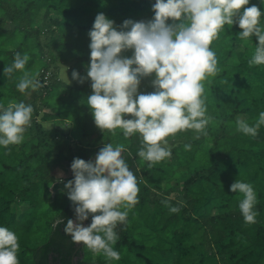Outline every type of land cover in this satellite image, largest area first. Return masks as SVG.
Segmentation results:
<instances>
[{"label":"trees","instance_id":"1","mask_svg":"<svg viewBox=\"0 0 264 264\" xmlns=\"http://www.w3.org/2000/svg\"><path fill=\"white\" fill-rule=\"evenodd\" d=\"M153 3L155 0H0V104L23 101L34 108L23 142L0 146V226L17 234L20 264H264V125L254 138L236 126L238 117L254 125L264 111V65H248L258 43L255 35L241 40L238 24L225 25L210 45L219 72L204 81L207 114L213 117L207 136L197 138L189 129L168 137L171 158L152 168L137 155L139 134L125 138L119 128L112 135L95 125L86 103L92 93L87 91L91 80L81 84L71 77L72 70L87 75L88 32L98 13L119 26L125 19H151ZM253 4L264 14V0H249L244 7ZM6 23L11 27L3 28ZM240 41L250 43L251 56H244V49L234 52ZM17 51L30 56L25 70L38 72L40 82L44 75L48 77L40 89L21 93L16 85L22 72L14 71L11 78L4 75ZM230 53L236 63L227 62ZM131 54V50L124 53ZM65 62H69V84L58 78L59 65ZM154 76L141 80L140 92L154 90ZM224 80L226 84L221 83ZM54 96L57 101L67 97L76 108L66 110L68 104L56 108L47 99ZM125 118H131L130 114ZM41 122L52 125L45 128ZM66 122L70 125L65 132L61 126ZM107 143L125 146L124 158L139 181V202L129 211L126 223L116 228L119 240L113 247L120 253L119 260H108L102 253L91 256L83 242L72 241L65 227L68 219L76 217L65 183L74 174L62 178L49 174L54 166L71 168L76 157L94 162ZM186 144L191 150H185ZM236 179L251 183L256 192L255 223L245 224L239 210L243 196L230 190ZM60 197L65 199L60 201L63 206L50 215ZM165 200L179 211L170 212ZM35 222L42 225L45 238L41 242L31 236L38 230ZM84 223H91V215Z\"/></svg>","mask_w":264,"mask_h":264},{"label":"clouds","instance_id":"2","mask_svg":"<svg viewBox=\"0 0 264 264\" xmlns=\"http://www.w3.org/2000/svg\"><path fill=\"white\" fill-rule=\"evenodd\" d=\"M249 0H155L154 15L148 20L125 19L116 26L104 13H98L90 37V64L87 75L72 70L71 77L83 84L91 80L92 93L87 96L95 125L116 135L121 129L129 138L139 134L137 155L152 168L171 158L168 137L194 130L197 138L207 136V126L213 117L207 114L204 81L219 72L218 58L210 45L234 23L242 29L241 40L255 35L258 43L249 67L264 65V26L262 12ZM171 20V23L168 21ZM131 50V56L124 55ZM30 56L16 52L4 75L11 78L14 71L22 72L16 87L21 93L36 91L43 85L39 73L25 70ZM155 74L153 91L140 92L141 80ZM60 79L70 83L67 66L61 64ZM210 82V81H209ZM221 83H227V80ZM34 108L23 101L0 104V146L18 145L31 126ZM130 114L131 118H125ZM264 125V111L254 125L237 118V130L253 138ZM186 151L191 145H184ZM10 150V149H9ZM123 144H105L92 160L76 157L71 163L74 179L65 183L67 195L74 205L75 221L68 219L65 232L74 243L83 242L93 254H103L108 260H119L114 249L119 240L116 228L127 221L129 211L139 202L138 178L130 169L123 153ZM130 155V153H129ZM63 173L59 174L62 178ZM51 187L52 184H49ZM233 193L243 198L239 210L245 224L256 222L258 203L251 183L236 179ZM172 213L178 207L168 205ZM91 215V223L84 221ZM19 238L7 227L0 226V264H20Z\"/></svg>","mask_w":264,"mask_h":264},{"label":"rangeland","instance_id":"3","mask_svg":"<svg viewBox=\"0 0 264 264\" xmlns=\"http://www.w3.org/2000/svg\"><path fill=\"white\" fill-rule=\"evenodd\" d=\"M9 27H11V25L10 24H5L4 26H3V28H9ZM245 50L244 51V56H251L252 55V53H253V49L250 47V43H248V42H243V41H240V42H237L235 45H234V52H236V51H241V50ZM227 62H229V63H236V57H235V55L233 54V53H230V55H229V57L227 58ZM63 65H65V66H67L68 67V65H69V62H65ZM59 67L61 68V64L59 65ZM60 68L58 69V78H60ZM62 80V79H61ZM64 81V80H63ZM65 82V81H64ZM66 83V82H65ZM92 90V88H90V87H88L87 88V91H91ZM85 91H86V89H85ZM87 91H86V94H87ZM67 95V94H66ZM62 96H64V95H62ZM85 96V95H84ZM88 96V95H87ZM55 96L52 98V97H48L47 99H49L50 100V102L52 103L53 102V105L56 107V108H62V107H66L67 106V104H68V107L66 108V110H68L69 108H70V110L71 109H75L76 107L72 104V103H70V101H69V99L67 98V97H60L59 99H58V101L57 100H55ZM40 115V114H39ZM39 119V118H38ZM37 119V120H38ZM52 124L50 123V122H41V126H43V127H45V128H48V127H50ZM69 122H66V123H63L62 124V126H61V128H62V130L63 131H68V129H69ZM97 133H98V131L96 132V133H93L92 135H91V137H95L96 135H97ZM63 173V175L64 174H73V172H72V170H71V168H70V166H67V165H63V166H54V167H52L51 169H50V171H49V174L52 176V177H54V178H60L59 177V174L60 173ZM39 198H40V195H38L37 196V199H36V201H37V204L39 205ZM61 198V200H59V203L58 204H55L54 206H52L51 207V209H50V211H49V213H51L50 215H54V214H56V211L57 210H59L62 206H63V203H61L60 201H62V202H65V199L64 198H62V197H60ZM42 203H44L45 204V201H42ZM21 208L22 207H24V205L22 204L21 206H20ZM39 209L41 210V208H40V206H39ZM18 213H19V210L18 209H16L15 210V214H16V216L18 215ZM76 219V218H75ZM75 219H73L74 221H75ZM84 223V222H83ZM35 225H36V228H38V230H37V233H36V235H31L32 236V239H34V241H38V238H39V242H41V241H43V239L45 238H42V231H40V229H41V227H42V225L41 224H39L38 222H35ZM40 225V226H39ZM84 225H85V223H84ZM45 236V235H44ZM42 238V239H41ZM84 244L82 243V246H83ZM81 246V245H80ZM84 250H89V249H87L86 247H84ZM91 256H94V254L91 252Z\"/></svg>","mask_w":264,"mask_h":264},{"label":"built area","instance_id":"4","mask_svg":"<svg viewBox=\"0 0 264 264\" xmlns=\"http://www.w3.org/2000/svg\"><path fill=\"white\" fill-rule=\"evenodd\" d=\"M47 78H48L47 76H45V75L43 76V79H42V81H41V84H42V85H44V84L47 83Z\"/></svg>","mask_w":264,"mask_h":264},{"label":"water","instance_id":"5","mask_svg":"<svg viewBox=\"0 0 264 264\" xmlns=\"http://www.w3.org/2000/svg\"><path fill=\"white\" fill-rule=\"evenodd\" d=\"M66 176H69V174H64L62 177H66Z\"/></svg>","mask_w":264,"mask_h":264}]
</instances>
